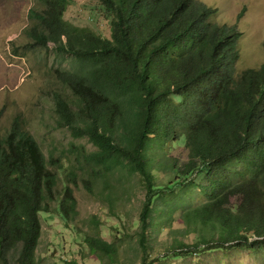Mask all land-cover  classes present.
<instances>
[{
	"label": "trees",
	"instance_id": "1",
	"mask_svg": "<svg viewBox=\"0 0 264 264\" xmlns=\"http://www.w3.org/2000/svg\"><path fill=\"white\" fill-rule=\"evenodd\" d=\"M36 1L24 30L32 46L53 43L70 58L69 67H52L75 98L55 92L57 126L96 148L70 142L77 165L65 166L64 150L47 157L20 116L0 131V264H38L41 214L54 210L84 232L90 254L122 264L119 244L100 236L96 217L95 228H81L74 196L83 187L112 212L129 188L113 180L117 171L139 177L146 191L137 240L143 264H152L149 231L160 201L162 225L171 228L178 211L183 225L170 231L180 237L165 256L220 249L226 264L234 252L264 264V62L235 73L243 33L216 22L218 8L198 0H94L108 33L68 21L72 0ZM174 143L184 144L182 165ZM188 233L194 242L183 239ZM83 256L74 251L64 264H82Z\"/></svg>",
	"mask_w": 264,
	"mask_h": 264
},
{
	"label": "rangeland",
	"instance_id": "2",
	"mask_svg": "<svg viewBox=\"0 0 264 264\" xmlns=\"http://www.w3.org/2000/svg\"><path fill=\"white\" fill-rule=\"evenodd\" d=\"M209 6L217 7L215 21L223 24L236 25L243 33L237 48L240 52L235 63V73L250 67H258L264 62V0H198ZM36 0H0V131L6 134L11 128L16 116H20L22 127L30 132L41 145L48 157L50 153L63 154L65 166L72 163L77 165L74 153L69 148L70 142L85 146L89 151L95 150L86 138L74 137L68 128L58 127V115L55 111L54 94L61 92L69 101L75 98L70 89L55 76L57 66L69 67V55L58 53L54 44L46 49L32 46L33 40L25 33L32 23L29 10L36 6ZM92 11L96 14V20ZM100 6L94 0H72L65 18L79 26L94 28L97 31L109 32V24L101 18ZM90 17V18H89ZM100 25V28H97ZM54 68L52 69V67ZM184 144L174 143L172 153L182 165L184 160ZM157 183H165L167 176L161 170H154ZM118 186L122 182L129 187L118 202L116 209H109L107 204L97 196H91L83 187L74 188V196L78 202V220L81 228L89 232L95 228L92 217L100 221V236L115 244H119V258L122 264H143L145 254L138 245L140 227V212L143 205L145 189L139 177L130 178L117 171L111 176ZM203 180H197L201 182ZM195 197L199 202L200 197ZM163 201L158 206L157 217L160 220L150 229L148 262L152 264H226L220 249L205 251L200 255L184 254L165 256L171 252L169 246L175 244L179 233L171 230L181 228L180 212H175L168 221L172 227L162 225L161 213H164ZM236 197L231 203H237ZM54 206V205H53ZM52 206V207H53ZM116 211L118 214H113ZM156 214V211L153 212ZM42 236L37 250L38 264H64L65 259L73 258V252L82 250V264H103L95 255L89 253L84 241V232L76 234L67 226L56 211L42 213ZM168 215L163 216L167 218ZM118 227V228H115ZM196 234L188 233L183 237L187 243L195 241ZM234 264H254V259L248 252H234L230 258ZM108 262L107 258L104 260Z\"/></svg>",
	"mask_w": 264,
	"mask_h": 264
},
{
	"label": "clouds",
	"instance_id": "3",
	"mask_svg": "<svg viewBox=\"0 0 264 264\" xmlns=\"http://www.w3.org/2000/svg\"><path fill=\"white\" fill-rule=\"evenodd\" d=\"M14 121V120H13ZM13 124V123H12Z\"/></svg>",
	"mask_w": 264,
	"mask_h": 264
}]
</instances>
